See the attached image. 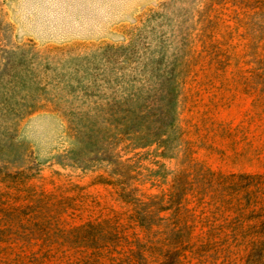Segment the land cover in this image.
I'll list each match as a JSON object with an SVG mask.
<instances>
[{
	"label": "rangeland",
	"instance_id": "obj_1",
	"mask_svg": "<svg viewBox=\"0 0 264 264\" xmlns=\"http://www.w3.org/2000/svg\"><path fill=\"white\" fill-rule=\"evenodd\" d=\"M0 264H264V0H0Z\"/></svg>",
	"mask_w": 264,
	"mask_h": 264
}]
</instances>
